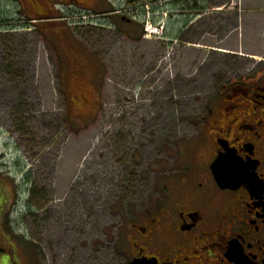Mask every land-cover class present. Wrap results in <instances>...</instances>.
Wrapping results in <instances>:
<instances>
[{
    "label": "rangeland",
    "instance_id": "obj_1",
    "mask_svg": "<svg viewBox=\"0 0 264 264\" xmlns=\"http://www.w3.org/2000/svg\"><path fill=\"white\" fill-rule=\"evenodd\" d=\"M79 1L0 0V264H121L174 166L207 153L201 120L222 82L264 58V0H235L249 42L240 20L228 34L229 11L193 43L143 36L158 0ZM236 35L254 58L198 45Z\"/></svg>",
    "mask_w": 264,
    "mask_h": 264
},
{
    "label": "flooded vegetation",
    "instance_id": "obj_2",
    "mask_svg": "<svg viewBox=\"0 0 264 264\" xmlns=\"http://www.w3.org/2000/svg\"><path fill=\"white\" fill-rule=\"evenodd\" d=\"M58 1L52 7L82 3ZM259 61L252 72L222 82L201 120L207 153L174 166L179 176L163 184L164 203L155 201L154 213L128 231L121 264H264V58ZM219 158L217 180L212 164Z\"/></svg>",
    "mask_w": 264,
    "mask_h": 264
},
{
    "label": "crops",
    "instance_id": "obj_3",
    "mask_svg": "<svg viewBox=\"0 0 264 264\" xmlns=\"http://www.w3.org/2000/svg\"><path fill=\"white\" fill-rule=\"evenodd\" d=\"M247 2L249 3L251 0H246V3ZM242 4L244 8H246L244 1H241L240 5ZM161 7L172 13L166 18V37L173 41H178L181 30L184 33L186 32L185 36L190 37L185 38V43L199 41L205 34L213 36L222 33L224 23L229 21V11L237 15V18L235 19L234 26L226 28L228 34L238 30L237 25L239 20L241 21L240 27L242 28L243 26V18L238 20V15L244 13V11L237 9L235 0H167ZM241 31H244V28H242ZM242 36L249 42L250 37H256V34L254 32V34L251 35V27H248L241 33V37ZM228 39L230 40L229 45L223 44L224 40L219 41L221 44L209 40L210 43L198 42V45L204 46L201 48H207L208 51H210L209 53L225 52L243 58H254L255 53L240 49V47H242V40L241 38L238 39L237 35Z\"/></svg>",
    "mask_w": 264,
    "mask_h": 264
},
{
    "label": "built area",
    "instance_id": "obj_4",
    "mask_svg": "<svg viewBox=\"0 0 264 264\" xmlns=\"http://www.w3.org/2000/svg\"><path fill=\"white\" fill-rule=\"evenodd\" d=\"M158 14V13H155ZM164 28V24L162 21L153 24L151 22V14L147 13L146 16L144 17V30H145V35L149 36L151 34H156L158 37L162 35Z\"/></svg>",
    "mask_w": 264,
    "mask_h": 264
},
{
    "label": "water",
    "instance_id": "obj_5",
    "mask_svg": "<svg viewBox=\"0 0 264 264\" xmlns=\"http://www.w3.org/2000/svg\"><path fill=\"white\" fill-rule=\"evenodd\" d=\"M219 162H220V158L216 159L215 162L212 164V173L214 174L217 180L223 177L221 176V172H219V170L217 169V165L219 164ZM128 264H158V263L156 259H138V260H133Z\"/></svg>",
    "mask_w": 264,
    "mask_h": 264
},
{
    "label": "trees",
    "instance_id": "obj_6",
    "mask_svg": "<svg viewBox=\"0 0 264 264\" xmlns=\"http://www.w3.org/2000/svg\"><path fill=\"white\" fill-rule=\"evenodd\" d=\"M166 2L167 0H158V1H156L154 4H155V6H153L152 7V9H154L156 12H160V11H162L163 10V8L161 7V6H159V5H157V3L158 2ZM177 1H179V0H177ZM143 14L141 15V17L144 15V13H145V11L144 12H142ZM137 14H138V10H137ZM141 14V13H140ZM139 14V15H140ZM172 14V13H171ZM38 19V18H37ZM36 20V19H35ZM32 23H34V22H32ZM142 35V32L140 31V33H139V36H141ZM1 210V209H0ZM4 223V225L8 228V229H10V227H8V223L6 222V221H4L3 222ZM0 251H2V249H0Z\"/></svg>",
    "mask_w": 264,
    "mask_h": 264
}]
</instances>
